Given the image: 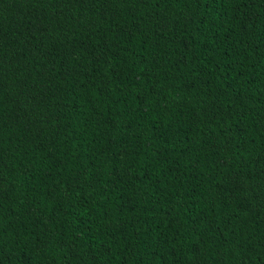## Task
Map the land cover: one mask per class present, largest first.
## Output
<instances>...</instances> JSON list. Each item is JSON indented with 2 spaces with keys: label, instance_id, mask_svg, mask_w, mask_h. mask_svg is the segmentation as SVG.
<instances>
[{
  "label": "trees",
  "instance_id": "16d2710c",
  "mask_svg": "<svg viewBox=\"0 0 264 264\" xmlns=\"http://www.w3.org/2000/svg\"><path fill=\"white\" fill-rule=\"evenodd\" d=\"M0 264H264V0H0Z\"/></svg>",
  "mask_w": 264,
  "mask_h": 264
}]
</instances>
